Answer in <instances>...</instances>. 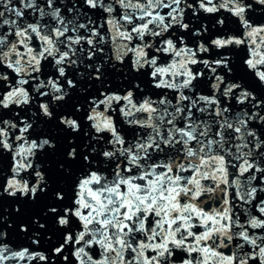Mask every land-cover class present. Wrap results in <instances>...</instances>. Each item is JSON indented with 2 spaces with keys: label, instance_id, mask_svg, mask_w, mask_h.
Listing matches in <instances>:
<instances>
[{
  "label": "snow or ice",
  "instance_id": "obj_1",
  "mask_svg": "<svg viewBox=\"0 0 264 264\" xmlns=\"http://www.w3.org/2000/svg\"><path fill=\"white\" fill-rule=\"evenodd\" d=\"M0 264H264V0H0Z\"/></svg>",
  "mask_w": 264,
  "mask_h": 264
},
{
  "label": "water",
  "instance_id": "obj_2",
  "mask_svg": "<svg viewBox=\"0 0 264 264\" xmlns=\"http://www.w3.org/2000/svg\"><path fill=\"white\" fill-rule=\"evenodd\" d=\"M67 100H68L69 104L73 103L74 100H75V95L69 96L67 98ZM44 130H45L46 134L52 136L53 138H55L56 135H57L56 132L53 129H49L46 126H45ZM47 159H48V164L46 165V167H48L50 169H54L55 168V157L50 156ZM48 191L51 192L52 189L50 188ZM47 202H48V198L47 197L38 198L36 205L32 206L30 208V214H37ZM4 208L7 209V211L4 214L9 216V222H17L16 215L12 214V201H10L7 198H5ZM21 210H22V212L24 211L23 206H22ZM25 219H27V217H25ZM6 226L7 225H5V227ZM9 232L11 234V230H9Z\"/></svg>",
  "mask_w": 264,
  "mask_h": 264
}]
</instances>
